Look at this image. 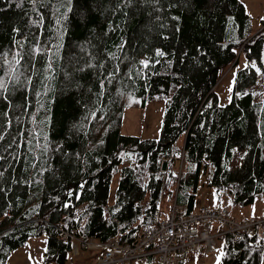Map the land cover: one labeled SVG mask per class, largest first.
<instances>
[{"label": "trees", "instance_id": "1", "mask_svg": "<svg viewBox=\"0 0 264 264\" xmlns=\"http://www.w3.org/2000/svg\"><path fill=\"white\" fill-rule=\"evenodd\" d=\"M261 22L242 0H0V264L34 236L40 264H67L78 239L132 241L161 215L167 182L185 212L204 174L236 204L261 196L264 100L246 91L257 70L236 68L243 54L264 78ZM155 98L159 136L123 134L124 109ZM216 239L218 264H260L256 233Z\"/></svg>", "mask_w": 264, "mask_h": 264}, {"label": "rangeland", "instance_id": "2", "mask_svg": "<svg viewBox=\"0 0 264 264\" xmlns=\"http://www.w3.org/2000/svg\"><path fill=\"white\" fill-rule=\"evenodd\" d=\"M244 3L246 12L251 18L252 28L262 27L264 21V0H242ZM260 62L264 64V42L260 53ZM244 66H252L257 70V80L254 84L249 86L246 91L250 92L255 101L264 100V78L260 72V65L254 58L248 59L243 54L240 55L236 68ZM230 68V67H229ZM225 69L223 72V78L220 80L219 85L216 87V92L222 101H227L230 96V89L233 85L235 68L229 70ZM164 112V100L161 98L148 99L144 104L139 106L127 107L124 109L121 132L123 134L137 135L141 138H153L156 139L159 136L162 118ZM182 138L178 140L180 142ZM134 159L133 152H125L122 155L119 166L132 164ZM239 164V159L230 164L233 168ZM180 165V164H179ZM165 168V167H164ZM207 175L204 174L199 177V181L196 186L194 205L197 208L200 205H218L219 202L225 198V202L229 207V213L234 216H247L249 214H257L264 208V193L257 197L253 203L248 205H239L230 199L226 193L216 191L212 186L207 185ZM118 172L115 171L112 174V178L109 185V202H113L114 193L118 184ZM171 187L169 182L166 183L165 189L159 196V209L162 216H166L171 204V197L168 194V189ZM175 193V190H174ZM223 194H226L223 195ZM218 228H223L222 225L217 224ZM213 231V225L211 228ZM95 240V239H94ZM46 244V238L44 235L29 237L27 242L13 251L6 264H28L30 261L32 264H40V255L37 253L38 248H44ZM90 250L80 251L75 257L78 259L83 257L86 259L84 264H94L98 258L97 248H89ZM40 253V252H39ZM198 253V254H197ZM221 247L217 244L215 249L206 253L202 252H187V258L183 262L184 264H218L220 259ZM41 254V253H40ZM205 257V258H204ZM208 258V259H207ZM207 259L206 261H204ZM204 261V262H203ZM264 264V249L262 251L261 262Z\"/></svg>", "mask_w": 264, "mask_h": 264}, {"label": "built area", "instance_id": "3", "mask_svg": "<svg viewBox=\"0 0 264 264\" xmlns=\"http://www.w3.org/2000/svg\"><path fill=\"white\" fill-rule=\"evenodd\" d=\"M227 210L225 205L218 209L202 205L196 210L183 212L174 200L169 217L156 220L147 233L138 235L134 240H126L120 234L105 242L77 238L80 241L72 244L74 248L80 246L81 250L72 253L77 255L89 248L101 249L96 264H128L133 259H144L152 254L156 255L157 264H175L188 251L197 250L200 245L205 251L211 250L216 237L225 232L254 233V227L258 226L259 238L264 236V209L260 216L249 218L228 216ZM217 224L223 228H218Z\"/></svg>", "mask_w": 264, "mask_h": 264}, {"label": "bare ground", "instance_id": "4", "mask_svg": "<svg viewBox=\"0 0 264 264\" xmlns=\"http://www.w3.org/2000/svg\"><path fill=\"white\" fill-rule=\"evenodd\" d=\"M47 67H45V69H46ZM44 69V70H45ZM48 70V69H47ZM46 70V71H47ZM49 71V70H48ZM47 71V72H48ZM92 119V118H91ZM35 129V128H34ZM36 130V129H35ZM41 131V130H40ZM38 132V131H37ZM31 151V150H30ZM175 203L178 205V206H180L181 207V209L183 210V212H185L184 211V209H183V206L181 205V204H178L177 202H176V200H175ZM170 207H171V204H170ZM170 207H169V210H170ZM169 210H168V213H167V215L166 216H162V215H160L158 218H157V220H166L168 217H169ZM191 211V210H190ZM189 212V211H188ZM257 216H260V212L258 213V214H249V215H247V216H242V217H244V218H249V217H257ZM254 233H256L257 235H258V226H255L254 227Z\"/></svg>", "mask_w": 264, "mask_h": 264}, {"label": "crops", "instance_id": "5", "mask_svg": "<svg viewBox=\"0 0 264 264\" xmlns=\"http://www.w3.org/2000/svg\"><path fill=\"white\" fill-rule=\"evenodd\" d=\"M249 15V14H248ZM39 250L41 249V248H38ZM215 249V248H214ZM75 250H81V247L80 246H77V248H74L73 246H72V248H71V250H70V253H72L73 251H75ZM198 252V251H197ZM198 254V253H197ZM40 255V254H39ZM205 258V257H204ZM208 259V258H207ZM207 259H205L204 261H206ZM85 258H84V256L83 257H80V258H78V259H75L74 260V263L75 264H79V263H84L85 262ZM203 261V262H204ZM39 262H40V258H39ZM39 264V263H38ZM130 264H140L139 262H132V263H130ZM184 264V263H183Z\"/></svg>", "mask_w": 264, "mask_h": 264}, {"label": "water", "instance_id": "6", "mask_svg": "<svg viewBox=\"0 0 264 264\" xmlns=\"http://www.w3.org/2000/svg\"><path fill=\"white\" fill-rule=\"evenodd\" d=\"M165 167V163H163V168Z\"/></svg>", "mask_w": 264, "mask_h": 264}]
</instances>
